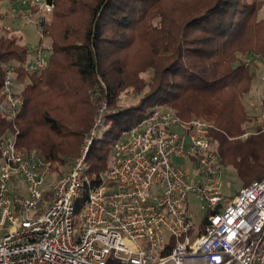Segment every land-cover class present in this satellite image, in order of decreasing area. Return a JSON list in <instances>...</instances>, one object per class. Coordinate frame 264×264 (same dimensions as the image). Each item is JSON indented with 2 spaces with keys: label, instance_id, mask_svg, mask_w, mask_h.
I'll return each mask as SVG.
<instances>
[{
  "label": "trees",
  "instance_id": "16d2710c",
  "mask_svg": "<svg viewBox=\"0 0 264 264\" xmlns=\"http://www.w3.org/2000/svg\"><path fill=\"white\" fill-rule=\"evenodd\" d=\"M47 2V65L36 74L16 69L24 104L13 120L0 115V140L17 131L16 148L36 151L61 176L86 146L105 98L109 128L87 146L85 174L99 177L108 137L121 121L126 131L159 108L212 125L220 164L241 185L261 178L264 129L241 135L249 120L243 101L252 87L251 70L264 61L262 0ZM19 41L0 36V89L5 64L27 61L29 52ZM123 95L136 100L123 106Z\"/></svg>",
  "mask_w": 264,
  "mask_h": 264
},
{
  "label": "built area",
  "instance_id": "2783aa9c",
  "mask_svg": "<svg viewBox=\"0 0 264 264\" xmlns=\"http://www.w3.org/2000/svg\"><path fill=\"white\" fill-rule=\"evenodd\" d=\"M11 3L40 43L31 60L3 67L0 115L8 120L24 104L16 69L36 74L47 65L42 26L52 13L47 0ZM258 103L263 121L264 92ZM108 108L102 98L86 146L58 177L36 151L16 148L17 131L1 138L0 264H264V173L224 196L226 167L212 125L155 108L121 133L105 176L91 180L83 173L86 149ZM189 195L205 212L199 228Z\"/></svg>",
  "mask_w": 264,
  "mask_h": 264
},
{
  "label": "rangeland",
  "instance_id": "374dc122",
  "mask_svg": "<svg viewBox=\"0 0 264 264\" xmlns=\"http://www.w3.org/2000/svg\"><path fill=\"white\" fill-rule=\"evenodd\" d=\"M262 1L264 2V0ZM0 2H2L0 3V36L6 35L7 37L19 38L20 40L19 43L21 45H24L29 52V55H27L28 56L27 61L31 60L32 50L35 47H37L40 43L39 36L37 34L36 29L34 28L33 24L27 22V20L24 19L23 15L26 14L25 11H23L22 13H10L9 7H10V4L13 5V3H11L8 0H2ZM15 3L16 2H14V4ZM33 14L34 12H31L32 16ZM261 15L264 16V6L262 9ZM50 18L51 17H49V21H50ZM43 42L46 44L48 42V39L44 38ZM14 84L16 86V89L20 90L22 88L18 82L15 81ZM249 93L250 94H247L246 98H248L251 95L252 97L251 99L253 100V102H256L255 97H257V94L255 93V90L251 88ZM135 100L136 99L133 97L123 95L121 104L124 106V105L134 102ZM244 101H245V98H244ZM244 104H245V110L249 117V120L244 124L245 133L241 135L242 138H246L249 135L259 132L262 129H264V120L260 121V114H261L260 112L263 109L262 104L259 105L258 107H256L255 105L253 106V108L246 105V103ZM127 127L128 126L125 120L121 121L119 125L113 130L112 134L108 137L107 145L105 147V150L103 151L105 161L102 162L104 164H103L102 170L99 171L100 172L99 176H105L106 171L109 167V164L111 163L110 162L111 158H112V151L110 149L112 145L117 141L122 131H125ZM108 128H109V120L107 119V117H104L102 124L97 130V133H96L97 136L95 137L101 138V136L104 134V132L108 130ZM178 161L181 162V160H178ZM86 165H88L87 162H86ZM101 165L102 164H99V163L97 164V166L100 168H101ZM85 168L86 167L84 166V169ZM63 169H65V171L68 170L66 167H64ZM83 173H84V170H83ZM85 175L89 179L92 180V179H95L96 175L98 174L96 172H91ZM222 181H223L224 196L228 198L232 197L238 191L239 188L247 185V184L241 185V182H239L236 179L235 173L229 168L225 170L224 175L222 177ZM187 201H188L187 208L192 216L191 220H192L193 226L199 228L202 226V222L205 218V212L200 208L202 204L198 202L192 195H189ZM0 235H1V229H0Z\"/></svg>",
  "mask_w": 264,
  "mask_h": 264
},
{
  "label": "crops",
  "instance_id": "0c3cea01",
  "mask_svg": "<svg viewBox=\"0 0 264 264\" xmlns=\"http://www.w3.org/2000/svg\"><path fill=\"white\" fill-rule=\"evenodd\" d=\"M0 3H2V2H0ZM251 71H252V75H253V82H252L251 88H253L255 90V93L257 94V97H255L256 102H253V100L251 99L252 98L251 95L248 98H246V96H247L246 95L244 97L246 102L244 101V103H246V105L253 108V106H255V105H256V107L259 106V103H258L259 97L264 92V84L261 83V81H260L261 76L264 74V61H257L255 63V65L252 67Z\"/></svg>",
  "mask_w": 264,
  "mask_h": 264
}]
</instances>
